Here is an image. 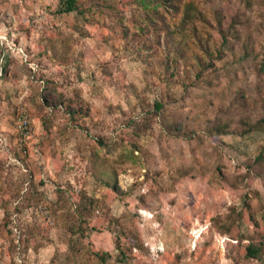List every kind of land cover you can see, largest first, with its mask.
<instances>
[{"label": "rangeland", "instance_id": "obj_1", "mask_svg": "<svg viewBox=\"0 0 264 264\" xmlns=\"http://www.w3.org/2000/svg\"><path fill=\"white\" fill-rule=\"evenodd\" d=\"M79 1L83 16L57 15L58 0H0L5 264H264L245 256L249 234L264 240V132L241 123L264 115V0H149L151 21L139 0ZM218 14L242 22L232 51ZM246 41L254 53L238 63ZM223 123L231 133L207 134ZM231 210L244 219L224 233Z\"/></svg>", "mask_w": 264, "mask_h": 264}, {"label": "trees", "instance_id": "obj_2", "mask_svg": "<svg viewBox=\"0 0 264 264\" xmlns=\"http://www.w3.org/2000/svg\"><path fill=\"white\" fill-rule=\"evenodd\" d=\"M167 2V0H162L160 6L165 7V3ZM250 0H247V3L249 4ZM139 6L142 7V10L140 11V15L142 16L143 20L146 21H151L153 19V16H157L160 15V12L158 10V5L157 3H150L149 0H139L138 1ZM57 8L55 10V13L59 16L62 15H70L75 13L78 16H83L85 14V10H83V8L81 6H83V3L79 0H58L57 3ZM191 7L190 6H186L183 8V16L186 18H189V13H190ZM219 15V16H218ZM216 16V22H217V26H218V30L221 36V45H220V49L224 50V49H229L230 51H232V48L229 46V35H233L236 38H239V34H238V30H239V26L242 23L240 18L238 16L235 17V20H231L227 25L224 24V16L218 14ZM150 25V24H149ZM148 24H146V28L148 29V35H149V31H151L150 26ZM244 52L243 55L240 56V60L237 59L238 63L244 62V61H248V59L253 55L254 50L252 47V43L249 41H246L244 43ZM220 50V51H221ZM205 53H207V50L205 48ZM169 59H165V70L167 71V68L169 67ZM242 65V64H241ZM202 68L204 69V66H202ZM260 72L264 73V61L263 63L260 65L259 68ZM203 70L200 69V72H197L195 75V79H200L202 76ZM44 100L46 102V104H52L53 106H55V104H53V102H50L49 100H47V98H45L44 96ZM154 109L157 113H161V111L163 110V106L160 103H155L154 104ZM241 123L244 126L243 128V132L242 133H249L252 131H261L264 132V115L259 118V120H257L255 122L254 125H251L248 123L247 120H244L243 118L241 119ZM229 126L228 124L223 123L222 125H214L212 128L207 129V134L209 136L211 135H225L228 133H231L229 130ZM177 130L173 127L171 133L173 135H176ZM184 135H186V137H189V135L192 134V132H183ZM188 135V136H187ZM255 163H256V167L258 169L259 172L257 173H264V153H260L256 158H255ZM249 169H252L253 165L251 166H247ZM110 186V185H109ZM111 190L113 192L118 191V188L116 185H112L110 186ZM245 211L248 214L249 220L252 223V226L255 227L256 229L258 228V223L257 221L252 218V214L250 213V208L248 206H246ZM244 219V215L243 212H235L234 210H231V214L229 216L226 217L224 226L221 227L222 232L224 233H230V229L236 224H238L239 222H241ZM248 239V244L245 247V256L248 259H258L260 258L263 253H264V240H263V236L262 234L256 230L253 234H249L247 236ZM117 248L119 247L118 244L116 245ZM110 255V254H109ZM119 255L121 257H123L125 254L124 252H119Z\"/></svg>", "mask_w": 264, "mask_h": 264}, {"label": "built area", "instance_id": "obj_3", "mask_svg": "<svg viewBox=\"0 0 264 264\" xmlns=\"http://www.w3.org/2000/svg\"><path fill=\"white\" fill-rule=\"evenodd\" d=\"M15 132H16V145L19 150L25 154L26 148L30 144L33 134V127L29 120L26 111L20 108L15 117ZM1 140V139H0ZM0 264H5V261L0 254Z\"/></svg>", "mask_w": 264, "mask_h": 264}, {"label": "crops", "instance_id": "obj_4", "mask_svg": "<svg viewBox=\"0 0 264 264\" xmlns=\"http://www.w3.org/2000/svg\"><path fill=\"white\" fill-rule=\"evenodd\" d=\"M12 90V89H11ZM31 93V92H29ZM32 94V93H31ZM30 94V95H31ZM32 98V97H31ZM33 100V99H31ZM34 126H35V129L37 130L41 125H40V120L37 118V117H34Z\"/></svg>", "mask_w": 264, "mask_h": 264}]
</instances>
